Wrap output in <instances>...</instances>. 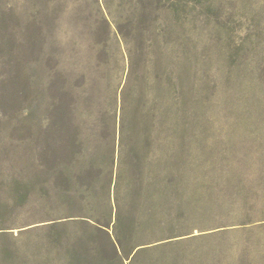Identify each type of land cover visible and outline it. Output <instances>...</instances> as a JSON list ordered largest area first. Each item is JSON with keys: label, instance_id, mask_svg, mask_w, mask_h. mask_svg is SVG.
Instances as JSON below:
<instances>
[{"label": "rangeland", "instance_id": "obj_1", "mask_svg": "<svg viewBox=\"0 0 264 264\" xmlns=\"http://www.w3.org/2000/svg\"><path fill=\"white\" fill-rule=\"evenodd\" d=\"M0 264H264V0H0Z\"/></svg>", "mask_w": 264, "mask_h": 264}, {"label": "trees", "instance_id": "obj_2", "mask_svg": "<svg viewBox=\"0 0 264 264\" xmlns=\"http://www.w3.org/2000/svg\"><path fill=\"white\" fill-rule=\"evenodd\" d=\"M116 248H117V249L120 248L119 250H122L124 247H122V245L119 243L118 246H116ZM135 250H136V249L133 250L134 254L131 253L130 255H134V256H136L137 254L135 255Z\"/></svg>", "mask_w": 264, "mask_h": 264}]
</instances>
